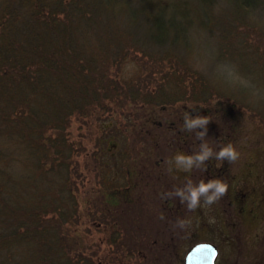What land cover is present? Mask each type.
<instances>
[{
  "label": "trees",
  "instance_id": "trees-1",
  "mask_svg": "<svg viewBox=\"0 0 264 264\" xmlns=\"http://www.w3.org/2000/svg\"><path fill=\"white\" fill-rule=\"evenodd\" d=\"M189 30L246 80L225 89L187 63ZM253 89L264 92V0H0V264H180L197 222L233 226L223 214L238 196L227 160L179 183L167 162L227 145L241 109L264 127ZM196 115L210 120L204 141L182 131ZM212 178L228 190L210 207L173 193Z\"/></svg>",
  "mask_w": 264,
  "mask_h": 264
},
{
  "label": "rangeland",
  "instance_id": "rangeland-1",
  "mask_svg": "<svg viewBox=\"0 0 264 264\" xmlns=\"http://www.w3.org/2000/svg\"><path fill=\"white\" fill-rule=\"evenodd\" d=\"M183 37L178 44L179 55L187 63L201 70L214 85L228 89V86L230 88L232 85L228 84L230 79L239 78L237 80L242 82L246 80L243 70L239 71L237 66L217 58L214 41L201 30H189L188 35ZM259 90L251 91L254 99L256 96L264 98V92ZM244 110L233 113L240 117L241 122H237L230 132L223 131L229 138L228 144L234 145L240 153L235 163H228L231 175L229 195L231 198V195L235 194L238 199L233 198L229 213L223 214L227 219L234 218L233 226L221 229L219 223L213 224L214 226L211 224V227L197 222V228L193 232L197 234V238L184 247L180 264L184 253L197 241H210L218 247L216 264H254L256 247L264 248V127L259 124L258 119L250 115L251 111ZM232 111L236 112L238 109L230 108V112ZM178 154L182 153L174 151L167 165L169 174L179 183L180 180L186 181L191 172L176 166L174 157ZM189 213L185 208V214ZM215 213V210L211 212L210 218H215ZM236 234L239 237L238 245L232 240Z\"/></svg>",
  "mask_w": 264,
  "mask_h": 264
},
{
  "label": "clouds",
  "instance_id": "clouds-1",
  "mask_svg": "<svg viewBox=\"0 0 264 264\" xmlns=\"http://www.w3.org/2000/svg\"><path fill=\"white\" fill-rule=\"evenodd\" d=\"M209 122L210 120L203 115H196L191 118L185 116L182 131L195 132L197 139L204 141ZM213 157L217 161L227 160L229 164H232L239 159L240 153L232 144L221 146L218 151H214L209 144L203 142L199 146V151L192 155L178 154L174 157V161L181 170L191 171L194 167L201 168L204 166L206 169L205 162ZM227 190L228 185L223 180L212 178L208 179L207 182L201 180L198 184L189 181L183 188H176L173 193L180 197L182 204L186 203L189 211H195L201 206V201H203L204 206L210 207L215 204L227 193ZM189 223V221L181 219L173 227L183 230L189 226Z\"/></svg>",
  "mask_w": 264,
  "mask_h": 264
},
{
  "label": "water",
  "instance_id": "water-1",
  "mask_svg": "<svg viewBox=\"0 0 264 264\" xmlns=\"http://www.w3.org/2000/svg\"><path fill=\"white\" fill-rule=\"evenodd\" d=\"M218 247L210 241H197L184 253L182 264H216Z\"/></svg>",
  "mask_w": 264,
  "mask_h": 264
}]
</instances>
